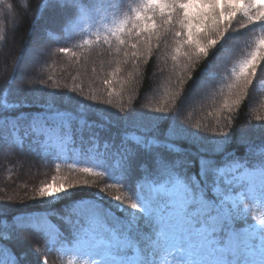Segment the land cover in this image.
Returning <instances> with one entry per match:
<instances>
[{
  "label": "snow or ice",
  "instance_id": "6c2138e0",
  "mask_svg": "<svg viewBox=\"0 0 264 264\" xmlns=\"http://www.w3.org/2000/svg\"><path fill=\"white\" fill-rule=\"evenodd\" d=\"M3 3L4 0H0V4ZM125 6L124 0L119 3L114 0H45L38 6L34 22L38 23L52 9L63 13L61 29L65 25L81 27L94 23L101 10L115 15V10ZM14 10V5L8 4L7 11L0 13V33L9 20L15 28L16 18L10 15ZM249 26L264 29V0H141L136 6L128 7L123 18L103 36L97 34L96 43L102 40L111 48L114 39L115 54L123 56L115 61L117 67L110 73L111 78L103 80L108 104L112 103L114 94L121 96L126 85L135 83L140 61L147 62L154 50L162 46L167 49L169 42L173 63L169 82L174 80L175 83L164 104L154 109L158 115L144 117L147 123L143 131L127 135L115 152L110 151L107 144L105 151H99L97 138H88L89 147L82 148L80 155L102 170L95 171L93 167L78 170L87 176L106 177L103 185L87 179L73 182L67 177L53 176L51 183L36 191L35 196L47 204L52 198L63 199L78 186L96 187L102 198L107 197L117 209L128 211L124 202L131 200L130 208L135 210L129 212L131 223L140 219L149 226L148 231L135 239L115 232L105 236L102 228L110 219L109 212L95 203H86L88 211L76 221L73 237L81 246L72 251L98 257L92 264H160L158 257L162 252L174 254L176 264H264V219L258 226L251 218L254 202L264 206V123L253 126L260 133L259 143L247 131L237 135L221 130L218 135L223 138L208 140L210 149L193 152L184 143L191 137L205 139L198 134L199 125L196 132H191L185 124L176 122L188 107L215 87L216 77L228 70L233 58L230 44L237 38L236 33ZM3 38L0 35V39ZM198 66L201 67L197 72ZM213 68L216 69L214 74ZM258 72L264 74V37L248 58L231 68L232 82L217 111V127L221 119L229 125L232 123V113L249 98ZM121 75L124 78L117 79ZM15 83L13 76L5 82L4 88L10 89ZM117 85L120 91L116 90ZM193 85L196 86L193 100L182 107L181 102ZM28 93L34 94V90L29 88L25 95ZM48 96L54 97L55 93ZM84 99L95 100L96 97ZM24 107V99L15 103L0 100V151L38 146L51 150V155L60 159L74 151L78 136L81 146L85 144L84 121L73 127L72 114L58 110L53 99L44 102L34 113ZM256 119L264 121V116ZM237 143L246 149L239 156L231 147ZM209 151L219 158L207 155ZM112 189L128 195L114 194ZM24 218L31 219L32 226L37 223L35 217ZM65 219L71 234L73 225ZM7 220L12 231L5 232V224L0 222V264H31L28 252H16L6 246V241L25 230L24 225L12 217ZM41 231L48 237L49 247L63 248V237L52 234L47 228ZM29 250L39 264H49L47 257L41 259L36 248Z\"/></svg>",
  "mask_w": 264,
  "mask_h": 264
},
{
  "label": "trees",
  "instance_id": "16d2710c",
  "mask_svg": "<svg viewBox=\"0 0 264 264\" xmlns=\"http://www.w3.org/2000/svg\"><path fill=\"white\" fill-rule=\"evenodd\" d=\"M44 2L45 0H4V3L0 4V13L7 11L8 4L14 5L15 10L10 15L16 18L14 29L13 23L9 20L6 29L0 33L4 37L0 39V100L15 103L24 99V110L34 113L41 109L44 102L53 99L58 110L72 114L73 127H76L81 120L84 121L85 144L81 146L78 136L73 145L74 151L60 159L53 157L51 150L38 146L25 145L20 150L0 151V222L5 224V232L12 231L8 217L24 225L25 230L5 244L14 248L16 252H28L31 264H39V262L31 254L30 248H36L41 259L47 257L50 264H64L66 260L60 253V246H48L49 239L41 231L43 227L40 225L50 221L58 231L52 229L50 224L48 231L63 237L64 243H76L77 239L73 237L76 236L75 224L78 218L72 211L81 201L96 203L105 211H109L119 220L122 226L121 235L129 238L142 236L149 230V226L140 219L131 223L129 215V211L132 210L131 200L126 199L124 202L128 211L117 209L107 197L102 198L96 187L78 186L71 189L72 193L65 195L63 199L52 198L51 203L47 204L42 203L40 198L35 196L36 191L42 185L51 183L53 176L67 177L73 182L87 179L90 183L103 185L106 177L87 176L78 170L82 167H93L95 171L102 170L80 155L82 148L87 150L89 147L88 138L92 136L97 138L96 146L99 151H105L107 144L109 150L115 152L123 138L143 131L147 123L144 117L158 115L154 109L163 105L168 99L175 81L169 82L173 71L169 42L167 49L162 46L160 50H154L153 56L147 62L140 61L135 83L131 86L126 85L121 96L117 97L114 94L111 97L112 103L108 104L109 97L103 80L111 78L110 73L117 67L115 61L122 59L123 56L122 53L119 56L115 54L114 39L112 47L109 48L102 40L96 43V36L98 33L103 36L107 29L123 18L128 7L136 6L141 0H124L125 8L115 10V15L112 11L101 10L96 14V21L92 24L81 27L65 25L63 29L60 28L63 13L52 9L38 23L34 22L38 6ZM114 3H119V0H114ZM105 17L107 19H104ZM235 35L237 38L230 44L233 58L228 70L216 77L215 87L203 95L205 98L202 101L188 107L176 121L185 124L191 132H196L199 125L198 134L205 139L202 141L195 137L189 138L184 146L190 151L210 149L208 140L223 138L218 135L221 130L237 135L241 131H247L257 143L261 139L260 133L253 129L254 125L264 123L256 119L257 116H264V74L260 77L259 72L249 90V98L232 113L234 117L232 123L229 125L221 119L219 127L216 126L217 111L227 95L228 84L232 82L231 68L248 58L255 50L259 39L264 37V29L249 26ZM37 37L42 38L43 41L39 44L40 49L34 50L32 42ZM85 40L92 43L85 44ZM62 48H67L68 51L62 52ZM30 51L35 53L36 59L32 62L31 71L22 73L21 68ZM201 66L197 67V72ZM93 69L96 71L94 72ZM211 71L214 74L216 69L213 68ZM21 75V81L18 83ZM13 76L15 85L5 89V82L10 81ZM123 78L122 75L117 77V79ZM29 88L34 90V94L28 93L26 96L25 93ZM73 88L76 89L75 92L71 91ZM116 90L120 91L119 85L116 86ZM195 90V85L189 88L181 102L182 107L192 102ZM48 93H55V96L50 98ZM92 95L96 97L95 100L84 99ZM125 116L130 118L124 119ZM231 147L237 156L241 151L246 150L238 143ZM207 155H215L219 158L218 154L211 151ZM29 164L33 165V175L26 178L22 173ZM69 165L74 167L70 168ZM112 192L128 195V193H120L117 189H112ZM251 208L252 222L264 219V206L254 202ZM26 216L35 217L36 225L32 226L33 224L30 223L32 220L25 219ZM65 218L73 225L71 234ZM36 241L39 243L37 244ZM158 259L160 264L176 263L175 255L172 253L162 252Z\"/></svg>",
  "mask_w": 264,
  "mask_h": 264
},
{
  "label": "rangeland",
  "instance_id": "374dc122",
  "mask_svg": "<svg viewBox=\"0 0 264 264\" xmlns=\"http://www.w3.org/2000/svg\"><path fill=\"white\" fill-rule=\"evenodd\" d=\"M55 19H57V18H55ZM55 21H57V20H55ZM42 41H43L42 38H39V37H37V38H35L33 40L32 45L34 47V50L35 49H40L39 44H41ZM26 56H27L26 57L27 59L25 60V62L23 64V67L21 68L22 69V73L30 72L31 71V66L33 65L32 62H33L34 59H36L35 53H33L31 51ZM262 76H263V74H261L260 77H262ZM21 78H22V75L19 77V79L17 81L18 83L21 81ZM195 93H196V90H195ZM203 98H205V97L203 96L201 101L203 100ZM22 175H24L26 178H28L29 175H33V165L29 164L27 166V168L23 171ZM86 211H88V209L86 207V203H84V204L77 205L72 213L75 214V216L78 219H80L81 216ZM129 212H133V211L130 210ZM30 223L33 224L32 221ZM259 224H260V222L256 223V225H258V226H259ZM41 225L45 226V228L48 229V225H49L48 222L47 223L43 222V223H41ZM109 225H112V228L109 227ZM102 231L104 232L105 236L111 235L112 232H115L117 235H120L119 234L120 225L117 223V220L112 218V216L110 215V219L107 220L106 222H104ZM85 243L87 244L88 242H85ZM80 246L81 245L79 243H72L71 245H68V244H65V243L63 244V248H61V253L65 257V260H66V261H64V264H92V260L93 259H99L98 257L89 256V255L83 254V253L77 254L74 251H72V249L80 247Z\"/></svg>",
  "mask_w": 264,
  "mask_h": 264
}]
</instances>
